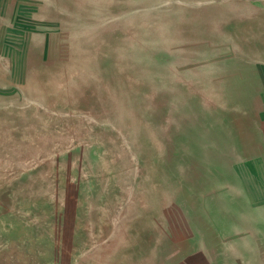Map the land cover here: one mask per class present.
<instances>
[{
  "label": "rangeland",
  "instance_id": "1",
  "mask_svg": "<svg viewBox=\"0 0 264 264\" xmlns=\"http://www.w3.org/2000/svg\"><path fill=\"white\" fill-rule=\"evenodd\" d=\"M244 244L264 246V0H0V264Z\"/></svg>",
  "mask_w": 264,
  "mask_h": 264
},
{
  "label": "crops",
  "instance_id": "2",
  "mask_svg": "<svg viewBox=\"0 0 264 264\" xmlns=\"http://www.w3.org/2000/svg\"><path fill=\"white\" fill-rule=\"evenodd\" d=\"M256 246L244 244L242 251L233 252L231 259L228 258L224 263L218 264H264V246ZM197 257H199V254ZM206 262V259L197 260L196 262L195 258L192 257L188 264H208Z\"/></svg>",
  "mask_w": 264,
  "mask_h": 264
}]
</instances>
